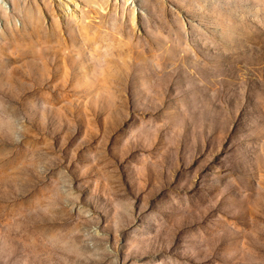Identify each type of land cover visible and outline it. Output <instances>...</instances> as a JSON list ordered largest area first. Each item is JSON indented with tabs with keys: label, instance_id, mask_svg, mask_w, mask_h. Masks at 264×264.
<instances>
[{
	"label": "rangeland",
	"instance_id": "374dc122",
	"mask_svg": "<svg viewBox=\"0 0 264 264\" xmlns=\"http://www.w3.org/2000/svg\"><path fill=\"white\" fill-rule=\"evenodd\" d=\"M0 264H264V0H0Z\"/></svg>",
	"mask_w": 264,
	"mask_h": 264
}]
</instances>
